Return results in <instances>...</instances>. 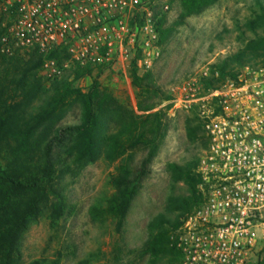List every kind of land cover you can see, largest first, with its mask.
<instances>
[{"label":"trees","instance_id":"trees-1","mask_svg":"<svg viewBox=\"0 0 264 264\" xmlns=\"http://www.w3.org/2000/svg\"><path fill=\"white\" fill-rule=\"evenodd\" d=\"M218 1L182 0L185 11L182 23ZM257 4L262 14L257 22L249 21L252 30L264 27V1L257 0ZM3 33L0 26V38ZM34 52L28 62L15 60L23 70L18 94L9 100L0 95V264H23L24 237L46 212L53 226H58L61 219L73 212L60 186L61 180L101 158L111 164L119 162L118 173L109 179L114 192L106 207L94 206L91 215L97 221L111 220L115 231L122 233L132 204L143 182L151 175L152 163L170 129L169 106L156 110L167 98L149 72L140 74L136 60L131 68L132 83L138 89V105L133 108L104 87L99 76L93 75L96 69L105 68L91 65L73 64L70 74L76 80L92 78L87 91L64 78L55 81L49 90L38 84L39 91L33 94L28 78L35 75L46 59H69L65 47L53 49L46 55L38 50ZM252 52L251 57L238 54L215 64L213 70L218 71L219 76L209 79L206 87L215 88L233 78L236 73L233 64L242 66L264 58V46L260 53ZM42 92L48 94L47 98L38 110L29 112L33 98ZM75 108L80 110L79 121L65 123ZM199 129L203 130L202 125ZM189 133L192 138H198V132L189 130ZM201 143L207 148L204 131ZM139 152L143 155L136 161ZM199 160L195 157L185 164L171 162L168 165V207L149 222L148 238L141 249V253L148 256L147 264H182L183 255L174 244L172 233L204 202ZM180 184L186 188V194L176 192ZM29 264L58 262L34 260ZM78 264L94 263L87 259Z\"/></svg>","mask_w":264,"mask_h":264},{"label":"built area","instance_id":"built-area-1","mask_svg":"<svg viewBox=\"0 0 264 264\" xmlns=\"http://www.w3.org/2000/svg\"><path fill=\"white\" fill-rule=\"evenodd\" d=\"M154 0H0V53L13 57L65 47L76 63L126 74L136 60L140 73L161 58L159 22L169 11ZM46 59L42 76H63ZM219 76L200 67L172 92L168 117L194 112L208 145L198 174L204 202L187 216L174 244L182 264H250L264 245V58L244 64L215 88Z\"/></svg>","mask_w":264,"mask_h":264},{"label":"rangeland","instance_id":"rangeland-1","mask_svg":"<svg viewBox=\"0 0 264 264\" xmlns=\"http://www.w3.org/2000/svg\"><path fill=\"white\" fill-rule=\"evenodd\" d=\"M154 3L157 12H161L165 5L169 6V11L159 22L162 55L149 72L164 98H167L156 110L170 107L173 90L200 67H213L238 54L251 57L252 50L257 51V54L264 46V27L252 30L249 26V21L257 22L262 14L257 0H219L214 6L187 17L184 23L182 0H154ZM34 53L32 50L19 52L13 57L0 55V95L4 99L9 100L21 90L18 81H22L23 70L15 60L28 62ZM56 61L64 71L59 81L69 78L75 87L84 92L88 90L92 78L76 80L70 75L72 65L78 64L70 55L67 60ZM42 67L43 65L34 76L28 78L33 94L39 91L38 84L49 90L54 83L44 80ZM240 67L233 64L235 71ZM93 75L99 76L100 83L121 101L133 108L137 107L138 89L132 83V68L126 74H121L117 69H96ZM42 93L33 98L29 112L38 110L43 104L48 94ZM17 100L20 101L21 98ZM79 119L80 110L75 108L64 122L75 123ZM169 120L170 129L152 163V173L143 182L122 233L115 231L111 220L97 221L91 215L94 206L106 207L114 192L109 179L118 173L119 162L111 164L101 158L94 165L61 180L60 186L73 212L61 219L58 226L52 225L46 212L31 227L24 237L21 249L23 264L34 260L78 264L87 259L94 264H147L148 256H144L141 249L148 238L149 222L168 207V165L171 162L185 164L195 157L200 158L205 151L201 143V123L194 113L180 111ZM189 130L198 132V138H192ZM142 155L139 152L136 161ZM176 192L187 193L183 184L177 187ZM179 228L173 231V238L177 236Z\"/></svg>","mask_w":264,"mask_h":264},{"label":"crops","instance_id":"crops-1","mask_svg":"<svg viewBox=\"0 0 264 264\" xmlns=\"http://www.w3.org/2000/svg\"><path fill=\"white\" fill-rule=\"evenodd\" d=\"M250 264H264V245H259Z\"/></svg>","mask_w":264,"mask_h":264}]
</instances>
